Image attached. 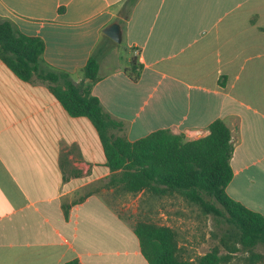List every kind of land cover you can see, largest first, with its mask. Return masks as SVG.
<instances>
[{"label":"crops","instance_id":"obj_1","mask_svg":"<svg viewBox=\"0 0 264 264\" xmlns=\"http://www.w3.org/2000/svg\"><path fill=\"white\" fill-rule=\"evenodd\" d=\"M122 1L0 0V20L40 38L39 64L73 83H86L99 45L90 93L127 140L162 128L192 140L220 119L232 143L224 190L264 217V0H136L119 23ZM112 22L118 43L102 32ZM108 175L90 122L0 60V264H147L132 225L80 193Z\"/></svg>","mask_w":264,"mask_h":264},{"label":"trees","instance_id":"obj_2","mask_svg":"<svg viewBox=\"0 0 264 264\" xmlns=\"http://www.w3.org/2000/svg\"><path fill=\"white\" fill-rule=\"evenodd\" d=\"M136 0H123L118 22H124ZM43 42L35 36L17 32L12 24L0 20V60L20 80L32 75L47 82L52 98L71 117H85L94 128L109 170L105 188L152 194L177 193L200 206L203 212L221 217L229 236L243 249L264 246V217L232 199L224 188L232 176L229 158L232 143L228 128L220 119L207 125L208 133L192 140L167 129H156L135 140L120 134L122 124L103 110L90 86L98 79L96 46L82 67L86 83H73L66 73L42 67L38 57ZM140 64L131 57L125 72L135 80ZM132 232L147 264H192L181 259L174 231L149 221H135ZM223 257L216 248L200 255L194 264H219ZM62 264H79L72 259Z\"/></svg>","mask_w":264,"mask_h":264},{"label":"rangeland","instance_id":"obj_3","mask_svg":"<svg viewBox=\"0 0 264 264\" xmlns=\"http://www.w3.org/2000/svg\"><path fill=\"white\" fill-rule=\"evenodd\" d=\"M107 179L90 184L104 201L131 225L149 221L170 227L175 233L178 255L194 264L197 258L216 248L223 257L219 264H264V246L243 249L228 233L221 217L205 213L200 206L177 193L152 194L148 191L128 193L117 187L101 188Z\"/></svg>","mask_w":264,"mask_h":264},{"label":"water","instance_id":"obj_4","mask_svg":"<svg viewBox=\"0 0 264 264\" xmlns=\"http://www.w3.org/2000/svg\"><path fill=\"white\" fill-rule=\"evenodd\" d=\"M102 32L104 35H106L109 39H111L115 43L120 42L121 33H120V28H119L118 23L112 22L106 25L102 29Z\"/></svg>","mask_w":264,"mask_h":264}]
</instances>
